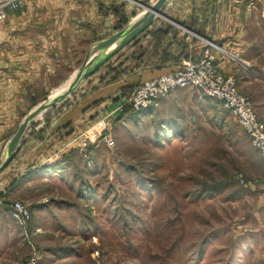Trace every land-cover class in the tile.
Masks as SVG:
<instances>
[{"label": "rangeland", "instance_id": "rangeland-1", "mask_svg": "<svg viewBox=\"0 0 264 264\" xmlns=\"http://www.w3.org/2000/svg\"><path fill=\"white\" fill-rule=\"evenodd\" d=\"M43 2L21 1L13 12ZM227 4V11L246 12L255 31L257 45L248 55L260 66L262 73L255 74L260 83L241 86L236 79V84L264 117V0ZM103 5L147 11L128 0H103ZM6 24L0 21L3 58L8 57L1 53ZM90 69L65 104L115 76L110 67ZM187 89L181 98L164 97L157 107L113 126V144L101 142L96 155L69 162L64 181L57 175L40 177L38 187L42 182L48 189L42 199L48 208L31 209L23 201L37 225L30 221L32 234L19 235L1 259L25 264L29 239L41 254L40 264H264V159L222 101ZM36 104L43 102L31 100L30 106Z\"/></svg>", "mask_w": 264, "mask_h": 264}, {"label": "crops", "instance_id": "crops-1", "mask_svg": "<svg viewBox=\"0 0 264 264\" xmlns=\"http://www.w3.org/2000/svg\"><path fill=\"white\" fill-rule=\"evenodd\" d=\"M44 2L38 8L8 11L7 24L2 28L8 45L4 42L1 53L8 57L0 56V159L19 124L38 110L37 104L30 106L31 100L41 99L44 103L54 91L78 76L100 43L120 32L123 37L98 51L94 63L100 69L110 67L115 76L109 81L102 78L104 82L100 84L95 82L96 89L83 91L75 103L65 104L70 96L39 110L0 172V264H6L1 253L7 251L8 244L16 246L18 236H23L9 214L10 204L29 201L31 209L47 207L42 199L48 198V189L42 182L38 187L39 178L57 175L64 181L69 175V162L96 155L101 142L86 139L84 134L103 120L107 127L103 133L110 136L113 126L130 118L114 110L140 82L175 70L184 59H199L206 48L204 40L228 51L239 50L250 62L247 70H241L212 49L217 66L233 75L241 86L261 80L255 75L262 73L257 69L260 66L248 55L257 45L252 36L255 31L248 26L246 12L227 11L231 0H164L160 15H150L139 24L136 22L147 11L139 12L130 5H121L117 14L105 10L103 0ZM187 90L178 89L169 95L181 98ZM109 112L113 114L106 117ZM258 117L264 124V117ZM9 132L12 133L5 140ZM34 217L27 226L29 235L33 231L30 226L37 225Z\"/></svg>", "mask_w": 264, "mask_h": 264}, {"label": "built area", "instance_id": "built-area-1", "mask_svg": "<svg viewBox=\"0 0 264 264\" xmlns=\"http://www.w3.org/2000/svg\"><path fill=\"white\" fill-rule=\"evenodd\" d=\"M20 2L21 0H0V21L5 22L8 17L7 11L16 10ZM204 43L206 48L199 59H184L175 70L140 82L129 97L114 111L124 113L126 110H130L131 113H140L156 107L162 98L178 89L194 87L205 97L223 102L247 134L251 146L264 159V124L259 119L251 101L237 91L236 78L223 72L217 66L212 49L235 62L243 70L249 68V63L234 50H225L208 40H204ZM113 112H109L106 117L111 116ZM104 131H106V125L102 120L88 130L84 134V138H93L94 141L98 140L112 145L113 141L110 136L103 133ZM9 214L26 236L27 226L31 219L28 206L20 201H13L9 206ZM27 240L32 250L25 264H40V252L29 239Z\"/></svg>", "mask_w": 264, "mask_h": 264}, {"label": "water", "instance_id": "water-1", "mask_svg": "<svg viewBox=\"0 0 264 264\" xmlns=\"http://www.w3.org/2000/svg\"><path fill=\"white\" fill-rule=\"evenodd\" d=\"M129 1H132L138 5H141L147 10L146 15L142 19L137 21L136 22L137 24L141 23L143 20H145L150 15H153V14L160 15L161 14L160 8L164 2V0H158V2L155 5L150 6L145 3H140L138 0H129ZM122 37H123V33L120 32L115 37L108 38L104 40L102 43H100L97 46L94 53L92 54L91 58L87 59L86 63L84 64V68L80 72L81 74L77 77V80L75 79L76 80L75 82L68 85V88L65 91L59 90L55 95H53L52 97L50 96L42 105L39 106L38 110L32 112L31 115L26 117L25 121L22 123L18 131L15 133V135L11 139L6 151L4 152L3 156L0 159V172L12 158L15 148L19 144L24 132L26 131L28 125L31 123L32 119L39 113L38 111L43 109L44 107H48V106H52L56 104L58 101L65 99L66 96H68V94H71L73 90H75V88L80 84V82L85 80L88 77V75L90 74L91 66H94V69H97L99 67V64L97 63L94 65L97 52L100 51L103 47H107L111 45L112 42L115 41L116 39H120Z\"/></svg>", "mask_w": 264, "mask_h": 264}, {"label": "trees", "instance_id": "trees-1", "mask_svg": "<svg viewBox=\"0 0 264 264\" xmlns=\"http://www.w3.org/2000/svg\"><path fill=\"white\" fill-rule=\"evenodd\" d=\"M141 3H142V1H141ZM8 11H13V10H8ZM8 11H7V13H8ZM111 11H114V12H116L117 14H119V12H118V10L117 9H111ZM137 114V113H136ZM132 115H135V113H131L130 112V110H126L124 113H123V117H127V116H129V117H131ZM30 213H31V211H30Z\"/></svg>", "mask_w": 264, "mask_h": 264}, {"label": "bare ground", "instance_id": "bare-ground-1", "mask_svg": "<svg viewBox=\"0 0 264 264\" xmlns=\"http://www.w3.org/2000/svg\"><path fill=\"white\" fill-rule=\"evenodd\" d=\"M59 90H60V91H65L66 89H58V90L54 91L53 95H55ZM53 95H52V96H53ZM52 96H51V97H52Z\"/></svg>", "mask_w": 264, "mask_h": 264}]
</instances>
